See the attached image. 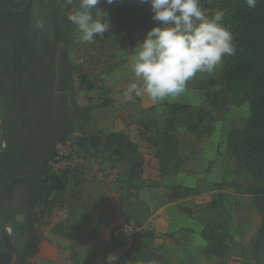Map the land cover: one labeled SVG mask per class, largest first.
<instances>
[{
	"label": "crops",
	"instance_id": "0c3cea01",
	"mask_svg": "<svg viewBox=\"0 0 264 264\" xmlns=\"http://www.w3.org/2000/svg\"><path fill=\"white\" fill-rule=\"evenodd\" d=\"M49 5L50 9L48 0H0V264H18L33 214L40 210L41 171L54 141L65 135L75 140L82 135L100 138L98 154L120 171L115 186L94 183L52 192L59 202L69 197L76 223L90 217L86 207L96 195L111 199L106 209L115 211L114 201L122 197L125 214L131 215L132 234L112 241L107 238V246L98 255L102 264L116 244L120 250L116 264H191L190 259L204 251L205 241L200 237V224L177 207L186 206L202 190L195 196L169 199L180 184L172 173L160 170L150 140L164 123L186 128V115H195L188 126L196 121V113L170 116L163 102L165 111L159 115L156 105L127 103L125 96L121 102L111 99L105 105L92 91L79 89L71 59L61 53L63 34L73 27L68 16L75 12V1L54 0ZM64 179L67 186L66 175ZM213 191L210 188L206 194ZM100 215L93 218L104 219ZM157 220L173 237L160 233ZM146 229L150 237L143 236Z\"/></svg>",
	"mask_w": 264,
	"mask_h": 264
},
{
	"label": "rangeland",
	"instance_id": "374dc122",
	"mask_svg": "<svg viewBox=\"0 0 264 264\" xmlns=\"http://www.w3.org/2000/svg\"><path fill=\"white\" fill-rule=\"evenodd\" d=\"M51 1L54 0H48V9H50ZM97 13L104 15L105 11L98 10ZM72 25L73 27L71 26L72 28L63 34L61 53L71 59L72 74L76 75L78 83L80 75H84L83 84L79 83V89L86 90L84 85L91 83L93 88L86 91H92L94 97L98 96L102 104L110 103L111 99L121 102L127 84L135 80L130 68V58L135 53V46L143 39L146 32L122 35L124 48L118 49L101 43L96 37L91 43L78 42L77 27ZM221 68L222 63L211 74L197 73L187 83L184 93L166 98L160 103L153 104L147 96L136 97L126 102H142L145 107L156 105L159 115H163L165 111L161 107L163 102L178 101L200 107L203 104V97L198 90L200 83L217 77ZM248 116V103L229 104L227 109L217 116L214 130L207 139H196L187 130V123L195 119L194 114H189L186 115V128L179 124L164 123L160 127L161 130L156 128L150 140L154 150L156 149L160 169L163 168L165 173H172L178 178L177 183L180 184L172 189L169 199L195 196L202 190L200 192L202 195L186 201V206L177 207L178 212L186 213L190 219L200 224V237H203L202 230L205 226L218 221L216 208L212 207V200L217 199V193L213 191L206 194V191L214 188V183L220 181H223V189L228 190L222 193V205L232 217L231 230L234 242L221 258L208 255L201 249L195 257L190 259L191 264H261L254 261L252 256V243L258 225V217L253 211L252 196L232 192V183L250 185L253 181L250 173L237 164L235 156L228 151L226 144L228 133L232 129L243 128ZM163 133L178 139L175 151L173 148L165 150L166 148L162 146L159 138ZM210 141H212L211 145ZM215 146L216 149H214ZM192 167H195V170H192ZM65 175L67 177L66 191H73L94 183V186H99V183L115 186L119 183L120 171L118 179L114 182H89L82 181L78 174ZM112 202L111 199H102L100 195H96L95 200L86 207L90 217L81 218L78 223L71 218L73 204L69 197L58 203L65 205L67 212L69 211L64 221L53 223L50 214L40 215L39 211L34 213L33 226L42 242L36 253L27 260V264H102V256L98 255H102V249L107 246V238L111 237L110 241H112L116 237H130L133 230L132 222L129 221L131 215L125 214L123 209L122 197L119 195L118 200L114 201V207L118 211L112 208L106 209L108 205H112ZM97 215L104 216V219L99 221L93 218ZM124 223H127L129 227H125ZM155 224L158 225L161 234L173 237L172 232H168V229L161 224V220L155 221ZM143 233L144 237H150L151 231L146 229ZM120 246L125 247L124 244ZM109 253L120 256L117 244ZM126 254L125 257H127Z\"/></svg>",
	"mask_w": 264,
	"mask_h": 264
},
{
	"label": "trees",
	"instance_id": "16d2710c",
	"mask_svg": "<svg viewBox=\"0 0 264 264\" xmlns=\"http://www.w3.org/2000/svg\"><path fill=\"white\" fill-rule=\"evenodd\" d=\"M202 6L209 15L217 10L225 13L223 23L234 37L236 53L225 56L220 73L200 83L198 90L203 97L200 107L189 103H163L170 116L196 113V121L187 126V130L196 139H207L214 130L219 114L229 104L248 103L249 116L243 128L232 129L227 136V149L237 164L248 171L252 184L232 183L236 194L252 196L253 211L258 217L252 243L254 261L264 264V0H258L254 9H249L244 0H201ZM80 0H75V11L79 10ZM104 10V15H98ZM93 17L102 22H109V29L103 36H97L101 43L123 49L122 35L132 32H147L158 22L151 19L152 13L148 4L139 0H114L107 4L101 0L92 10ZM83 84L84 75H80ZM86 90L93 88L91 83L84 85ZM159 140L165 150L175 151L178 139L163 133ZM76 142L87 153H98L101 139L93 136H78ZM46 163V162H45ZM39 180L38 204L39 214L48 213L59 203L52 197V192H64L66 181L64 175H48L45 167ZM163 172V168L160 169ZM223 181L214 183L217 199L212 200L216 208L218 221L203 228L205 241L204 253L216 258L223 257L234 242L231 230V214L222 205ZM41 237L32 225L24 249L18 258V264H27L37 251Z\"/></svg>",
	"mask_w": 264,
	"mask_h": 264
},
{
	"label": "clouds",
	"instance_id": "9594fccd",
	"mask_svg": "<svg viewBox=\"0 0 264 264\" xmlns=\"http://www.w3.org/2000/svg\"><path fill=\"white\" fill-rule=\"evenodd\" d=\"M112 4L114 0H103ZM148 4L151 19L158 22L135 46L130 68L135 80L124 89L132 100L147 96L153 104L185 92L197 73H213L225 56H233L236 46L231 30L223 23L225 13L209 15L201 0H139ZM254 9L258 0H244ZM101 0H80L79 10L68 16L77 27L78 42L91 43L109 29V22L95 19L92 10ZM118 256L109 253L104 264H116Z\"/></svg>",
	"mask_w": 264,
	"mask_h": 264
},
{
	"label": "built area",
	"instance_id": "2783aa9c",
	"mask_svg": "<svg viewBox=\"0 0 264 264\" xmlns=\"http://www.w3.org/2000/svg\"><path fill=\"white\" fill-rule=\"evenodd\" d=\"M105 160L98 153L85 152L74 138L61 137L55 141L45 167L48 175L78 174L86 181L114 182L118 179L119 169ZM49 214L53 223H59L67 218L68 212L66 207L56 204Z\"/></svg>",
	"mask_w": 264,
	"mask_h": 264
}]
</instances>
